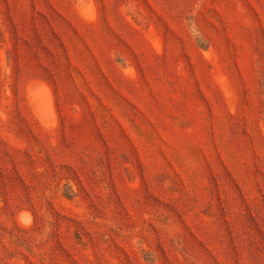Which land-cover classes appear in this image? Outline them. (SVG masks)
<instances>
[{
  "label": "rangeland",
  "instance_id": "rangeland-1",
  "mask_svg": "<svg viewBox=\"0 0 264 264\" xmlns=\"http://www.w3.org/2000/svg\"><path fill=\"white\" fill-rule=\"evenodd\" d=\"M0 264H264V0H0Z\"/></svg>",
  "mask_w": 264,
  "mask_h": 264
}]
</instances>
